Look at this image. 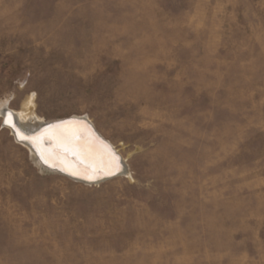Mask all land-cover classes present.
I'll use <instances>...</instances> for the list:
<instances>
[{"label":"rangeland","instance_id":"374dc122","mask_svg":"<svg viewBox=\"0 0 264 264\" xmlns=\"http://www.w3.org/2000/svg\"><path fill=\"white\" fill-rule=\"evenodd\" d=\"M5 108L125 170H52L0 114V264H264V0H0Z\"/></svg>","mask_w":264,"mask_h":264},{"label":"bare ground","instance_id":"6f19581e","mask_svg":"<svg viewBox=\"0 0 264 264\" xmlns=\"http://www.w3.org/2000/svg\"><path fill=\"white\" fill-rule=\"evenodd\" d=\"M0 114L7 117L6 126L23 140V145L37 156L42 165L46 163L72 178L87 180L102 178L109 172L121 169L120 157L116 152L122 154L112 142L108 140L113 147L104 141L107 139L98 132L89 118L74 116L72 119H59L44 124L30 108L15 114L5 108ZM81 117L86 120H80Z\"/></svg>","mask_w":264,"mask_h":264},{"label":"water","instance_id":"95a60500","mask_svg":"<svg viewBox=\"0 0 264 264\" xmlns=\"http://www.w3.org/2000/svg\"><path fill=\"white\" fill-rule=\"evenodd\" d=\"M52 169L55 170V171H58L60 173H63V174H66V175L70 176L69 174L63 172L62 170H60L58 168L52 167ZM114 173L115 172H113V173L109 172L107 175H104V177H106V176L109 177V176L113 175ZM70 177H72V176H70ZM73 178L78 179V180L83 181V182H86V183H92V181H90V179L87 180V179L79 178V177H73Z\"/></svg>","mask_w":264,"mask_h":264}]
</instances>
